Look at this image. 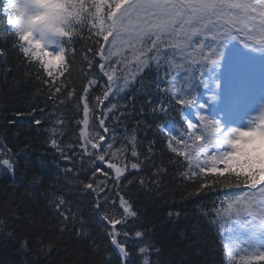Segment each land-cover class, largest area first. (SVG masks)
<instances>
[{"label":"snow or ice","instance_id":"1","mask_svg":"<svg viewBox=\"0 0 264 264\" xmlns=\"http://www.w3.org/2000/svg\"><path fill=\"white\" fill-rule=\"evenodd\" d=\"M11 2L4 0L3 12L7 25L14 30L13 46L27 62L38 63L39 70L47 77L42 83L48 87L54 104L58 106L67 100L82 113L75 121L80 126L77 158L91 164L93 169L83 189L96 196L94 207L110 226L106 233L119 264H130V249L139 257V264H159L151 256H159L161 252L160 247L146 238L145 232L128 226L129 220L137 217L129 200L118 195L117 201L106 192L109 180L113 187L117 186L126 172L140 170L155 154V141L147 145L146 151H141L134 133L123 136L118 131L123 119L131 114L127 111L129 106L135 110L134 101L139 97L133 93L138 91L137 84L143 87L148 83L141 75L146 69L155 71L156 78L145 92V103L153 113L168 117L169 123L161 131L168 137L167 149L182 158L184 170L179 175L187 181H199L189 195H199L205 190L215 192L218 184L225 189L240 190L218 196L212 209L228 264H264V161L245 160L237 155L236 137L246 129L226 128L219 120L204 114L207 104L198 103L196 92L200 85L205 88L212 85V68L219 65L228 42L239 41L245 48L264 50V0H80L85 15L75 26L77 34L69 35L58 46V52L15 30L9 9ZM85 25L98 46L95 51L91 47L87 49L91 56L82 52V60L87 62L86 83L78 99L72 100L75 87L58 98L57 94L68 86L67 78H60L69 72V58L75 60L74 39L82 38L80 29ZM173 60L178 62L173 64ZM94 62L98 73L93 70ZM101 77L106 78L104 83H100ZM153 84L160 97L156 101L150 99ZM118 99L127 102L120 105L114 102ZM169 108L178 112L179 122L169 114ZM189 110H194L191 117L187 115ZM54 115V127L47 130L48 143L61 156L71 159L65 150L71 151L72 146L60 139L67 121L63 114ZM34 123L39 125L41 120ZM257 123H264V109L252 118L250 126ZM101 164L111 172L101 168ZM17 167L12 150L0 144V169L14 177ZM163 171L157 169V173ZM140 183L144 184L145 180L142 178ZM53 206L66 227L74 217L63 197L55 198ZM168 215L178 217L180 213ZM23 246H27V241ZM92 247L99 250L100 246L93 241ZM107 264H112L111 258Z\"/></svg>","mask_w":264,"mask_h":264},{"label":"trees","instance_id":"2","mask_svg":"<svg viewBox=\"0 0 264 264\" xmlns=\"http://www.w3.org/2000/svg\"><path fill=\"white\" fill-rule=\"evenodd\" d=\"M80 32L82 38L73 42L77 49L75 60L69 58V72L60 78H67L68 86L57 94L58 98L75 87L72 100L78 99L86 83L87 62L82 60V52L91 56L87 49L91 47L95 51L98 46L86 26ZM14 40L3 15V0H0V50L3 51L0 55V144L12 150L18 165L14 177L0 169V220L4 221L0 224V264H107L108 258L112 264H119L106 233L110 226L94 207L96 196L83 189L93 169L91 164L77 158L80 126L75 121L82 113L67 100L58 106L53 103L48 87L42 83L47 77L39 70L37 62L25 60L13 46ZM93 70L98 73L95 62ZM143 76L148 83L143 87L137 84L138 91L133 93L139 97L134 101L135 110L129 106L127 111L131 114L122 118L123 125L118 126V131L123 136L134 133L141 151H146L147 145L155 141V154L140 170L126 172L117 186L113 187L109 180L107 195L117 201L118 195H123L137 211V217L130 219L128 226L131 230L145 232L146 238L161 248L159 256H151L153 262L228 264L222 233L214 223L217 218L212 209L218 196L239 189H225L218 184L215 192L205 190L199 195H189L196 190L199 181H187L179 175L184 170L180 163L182 158L167 149L168 137L161 131L168 117L153 113L145 103V92L156 76L149 71ZM151 91L150 99L158 100L154 84ZM114 102L123 105L127 100ZM54 114H63L62 118L67 121L60 139L63 144L72 146L71 151L65 150L71 159L61 156L48 143L47 130L54 127ZM36 119L41 120V124H35ZM100 167L108 170L106 165ZM158 168L165 171L157 173ZM142 178L144 184L140 183ZM57 197H63L74 217L66 227L53 206ZM170 212L180 215L169 216ZM25 241L26 247L23 246ZM93 241L100 246L99 250L93 249ZM130 252V264H139V257L133 250Z\"/></svg>","mask_w":264,"mask_h":264},{"label":"clouds","instance_id":"3","mask_svg":"<svg viewBox=\"0 0 264 264\" xmlns=\"http://www.w3.org/2000/svg\"><path fill=\"white\" fill-rule=\"evenodd\" d=\"M9 9L15 30L47 48L76 35L75 26L85 15L80 0H12ZM234 147L241 159L264 161V123L238 134Z\"/></svg>","mask_w":264,"mask_h":264},{"label":"rangeland","instance_id":"4","mask_svg":"<svg viewBox=\"0 0 264 264\" xmlns=\"http://www.w3.org/2000/svg\"><path fill=\"white\" fill-rule=\"evenodd\" d=\"M57 49V46L49 47L50 51H55ZM250 91L252 92V99L255 94L259 96L258 103L260 104V109L255 110L251 107V104H246L244 107H241L239 109V113L235 115L237 117L235 123L233 124V112L232 114H229L230 112L226 114H222L221 109H212L215 102H207L204 104H207V108L204 110V114L208 115L210 118L214 120H219L222 126L226 128H241V129H247L250 126V121L253 117L257 116L261 112L262 109H264V71L263 73L253 82L251 83L249 87ZM258 111V112H257ZM218 113V114H217ZM189 117L193 116L194 114H187ZM240 119V122L237 123V121Z\"/></svg>","mask_w":264,"mask_h":264}]
</instances>
